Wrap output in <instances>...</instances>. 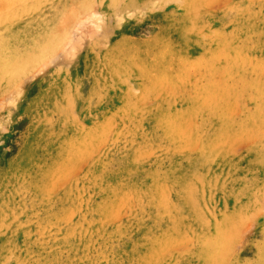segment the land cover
Returning a JSON list of instances; mask_svg holds the SVG:
<instances>
[{"label":"rangeland","instance_id":"obj_1","mask_svg":"<svg viewBox=\"0 0 264 264\" xmlns=\"http://www.w3.org/2000/svg\"><path fill=\"white\" fill-rule=\"evenodd\" d=\"M0 264H264V0H0Z\"/></svg>","mask_w":264,"mask_h":264}]
</instances>
